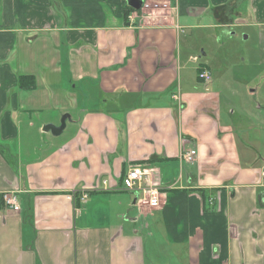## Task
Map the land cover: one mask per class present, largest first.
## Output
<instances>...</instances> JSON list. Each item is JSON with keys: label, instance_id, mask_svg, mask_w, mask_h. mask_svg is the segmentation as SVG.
<instances>
[{"label": "crops", "instance_id": "crops-1", "mask_svg": "<svg viewBox=\"0 0 264 264\" xmlns=\"http://www.w3.org/2000/svg\"><path fill=\"white\" fill-rule=\"evenodd\" d=\"M166 1L131 20L127 0H0V264H264V104L212 83L239 29L264 74V0ZM135 165L160 207L123 187Z\"/></svg>", "mask_w": 264, "mask_h": 264}, {"label": "rangeland", "instance_id": "rangeland-1", "mask_svg": "<svg viewBox=\"0 0 264 264\" xmlns=\"http://www.w3.org/2000/svg\"><path fill=\"white\" fill-rule=\"evenodd\" d=\"M164 12L166 14L170 13L169 11ZM150 13L153 14L156 13V11ZM159 13L164 14L163 11H160ZM140 15H142V12L138 14V16ZM181 22H183V19ZM188 31L189 30H186L185 34H187ZM197 31L198 32L196 33V35L199 36V33L201 34V36L203 37H201L203 39V43H213V32L211 35H209L208 32H200V30ZM253 36L254 34L252 33V36L249 39H246L245 33H242L239 29L237 31V35H235V37L231 39V42L226 39L221 40L222 43L220 44V46H222L225 42V46H222L220 49L222 58H220L217 63L212 65L213 70L215 71V80L212 83H216L217 87H215V89L222 92L223 100L225 102L233 101V108L235 106L241 107L244 105L243 99L236 94L238 93V91H242L244 89L250 90L257 88V90L259 91L257 100L260 103L264 104V74L256 75V79L251 80L253 72L251 70V67L249 65H246L247 61L251 58L250 55H252V48L255 46V42L257 43L256 39ZM209 37H212V39H204ZM195 39L196 37L192 36V40ZM205 46L206 45H203V47ZM188 69L193 68L187 67L184 73L193 78L195 75V70L189 71ZM253 101L254 98L249 97L248 103H246V105L248 104V106H250ZM254 104L255 101L253 105ZM238 118V116H235V120ZM257 129L258 131L251 132V135L256 140H259L262 143L263 150L261 154L264 157V130L263 127H261V129H259L258 127Z\"/></svg>", "mask_w": 264, "mask_h": 264}, {"label": "built area", "instance_id": "built-area-1", "mask_svg": "<svg viewBox=\"0 0 264 264\" xmlns=\"http://www.w3.org/2000/svg\"><path fill=\"white\" fill-rule=\"evenodd\" d=\"M160 12V11H171L170 3L166 0H144L142 7L139 10L133 11L129 18L134 20L139 13L142 12ZM200 78L205 82L212 81L213 75L209 70L203 69L200 72ZM197 152L195 149H189L183 151V159L186 161H193L195 159ZM149 171L148 168L142 165H135L128 169L124 179V188L132 191L136 194L135 203L140 206H147L150 208H158L161 206L163 198V190L157 184L148 180ZM105 181L104 183H106ZM87 197V194L83 195L82 200ZM4 202L8 207L13 210H20V202L18 196L15 192L4 193Z\"/></svg>", "mask_w": 264, "mask_h": 264}, {"label": "water", "instance_id": "water-1", "mask_svg": "<svg viewBox=\"0 0 264 264\" xmlns=\"http://www.w3.org/2000/svg\"><path fill=\"white\" fill-rule=\"evenodd\" d=\"M144 0H127V3L130 7L133 9L139 10L142 7ZM69 117V115H64L61 121L60 126H55L53 124H46L43 128L44 131L51 132L54 135H59L61 132L65 129L66 126V118Z\"/></svg>", "mask_w": 264, "mask_h": 264}, {"label": "trees", "instance_id": "trees-1", "mask_svg": "<svg viewBox=\"0 0 264 264\" xmlns=\"http://www.w3.org/2000/svg\"><path fill=\"white\" fill-rule=\"evenodd\" d=\"M126 9H127V14L129 15L131 12H133V11H135V9H133L132 7H130L129 5H127L126 6ZM29 78V80H30V77H28ZM27 78V79H28ZM26 77H22L21 79H20V83H21V85H27V84H29L30 82H25L26 80Z\"/></svg>", "mask_w": 264, "mask_h": 264}]
</instances>
